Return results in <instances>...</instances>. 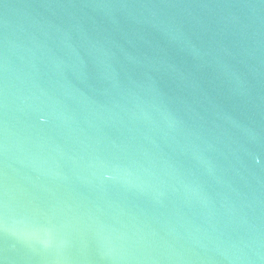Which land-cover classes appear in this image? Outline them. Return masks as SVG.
I'll return each mask as SVG.
<instances>
[{"label": "water", "instance_id": "1", "mask_svg": "<svg viewBox=\"0 0 264 264\" xmlns=\"http://www.w3.org/2000/svg\"><path fill=\"white\" fill-rule=\"evenodd\" d=\"M0 264H264V0H0Z\"/></svg>", "mask_w": 264, "mask_h": 264}]
</instances>
